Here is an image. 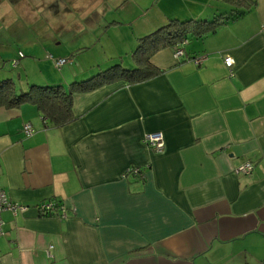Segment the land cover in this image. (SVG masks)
Here are the masks:
<instances>
[{
  "label": "crops",
  "instance_id": "crops-1",
  "mask_svg": "<svg viewBox=\"0 0 264 264\" xmlns=\"http://www.w3.org/2000/svg\"><path fill=\"white\" fill-rule=\"evenodd\" d=\"M182 1L165 0L162 25L229 19L188 29L181 59L158 48V75L75 92L59 128L32 105L0 108V189L26 207L1 214L0 264H264V0ZM151 132L159 153L142 143ZM48 202L65 217L42 216Z\"/></svg>",
  "mask_w": 264,
  "mask_h": 264
},
{
  "label": "rangeland",
  "instance_id": "rangeland-1",
  "mask_svg": "<svg viewBox=\"0 0 264 264\" xmlns=\"http://www.w3.org/2000/svg\"><path fill=\"white\" fill-rule=\"evenodd\" d=\"M40 1L0 0V81L11 79L17 93L30 85L52 86L46 82H56L61 71L92 74L89 79L117 65L127 68L135 64L139 40L165 26L158 16L165 0H57L54 7L52 0ZM171 1L175 12L184 6ZM18 51L25 58L13 68ZM49 55L72 62L58 70Z\"/></svg>",
  "mask_w": 264,
  "mask_h": 264
},
{
  "label": "trees",
  "instance_id": "trees-1",
  "mask_svg": "<svg viewBox=\"0 0 264 264\" xmlns=\"http://www.w3.org/2000/svg\"><path fill=\"white\" fill-rule=\"evenodd\" d=\"M8 1L15 4L21 0ZM57 3V0H52L48 5L49 7H54ZM39 5L42 6L43 4ZM228 19V16L220 15L219 18L210 22L194 20L169 21L166 26L139 40L138 48L132 55L135 68L126 69L117 65L100 72L87 80L73 82L67 88L60 84L52 86L30 85L25 92L17 93L11 79L2 80L0 81V108L10 109L29 104L39 111L43 118V123L46 126L50 125L54 128L62 127L74 120L71 106L73 94L75 92L90 91L97 86L114 79H124L126 82L135 83L156 76L161 71L152 65L150 62V56L158 48L174 47L179 44L185 39L188 29H191L198 34H205L208 30H214L217 26L221 25ZM19 52L17 59H14L11 62L13 68H16L19 61L24 58V55ZM50 58L52 59L51 56ZM58 59H54V64ZM55 68L60 70L62 67Z\"/></svg>",
  "mask_w": 264,
  "mask_h": 264
},
{
  "label": "built area",
  "instance_id": "built-area-1",
  "mask_svg": "<svg viewBox=\"0 0 264 264\" xmlns=\"http://www.w3.org/2000/svg\"><path fill=\"white\" fill-rule=\"evenodd\" d=\"M186 44H187V40L184 39L179 44L173 47V55L175 59H181L184 56V51L182 48ZM204 59H205L204 57H195V58H190L189 60L198 66L202 64ZM67 62L68 60L66 59H58L55 61V67L61 68ZM223 62L224 65L228 68L233 65V59L228 56L223 58ZM23 131L26 134V136H29L32 133V128L30 125H25ZM142 143L146 147L151 149L153 152L159 153L164 149V136L161 132L147 133L144 135L142 139ZM252 168L253 166L251 163H245L239 166L237 169H235V173L248 175L251 173ZM126 174L139 176L140 170L138 168H131L127 170ZM25 210L26 207H22L18 204L11 203L8 200L6 193L2 189H0V236L3 234V220L1 214L5 211H10L13 215H15L17 212H22ZM39 212L42 216H54V215L57 216L58 214H60L61 217H65V209L61 208L59 212V210L51 202L40 205Z\"/></svg>",
  "mask_w": 264,
  "mask_h": 264
}]
</instances>
